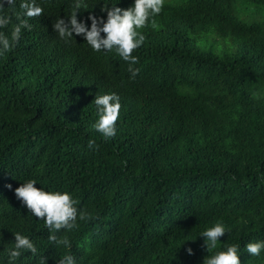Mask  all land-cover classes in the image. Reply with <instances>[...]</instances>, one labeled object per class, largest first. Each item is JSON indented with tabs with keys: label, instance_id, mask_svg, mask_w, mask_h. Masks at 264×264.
Here are the masks:
<instances>
[{
	"label": "trees",
	"instance_id": "1",
	"mask_svg": "<svg viewBox=\"0 0 264 264\" xmlns=\"http://www.w3.org/2000/svg\"><path fill=\"white\" fill-rule=\"evenodd\" d=\"M59 16L48 9L30 28L39 53L21 35L0 56V249L21 231L40 251L18 264L69 251L78 264H203L199 233L222 220L220 244L264 264L244 247L264 238V0L167 1L139 29L135 76L114 49L76 33L65 42ZM105 91L121 98L107 139L93 127ZM26 178L70 191L88 214L57 230L71 248L17 198Z\"/></svg>",
	"mask_w": 264,
	"mask_h": 264
},
{
	"label": "clouds",
	"instance_id": "2",
	"mask_svg": "<svg viewBox=\"0 0 264 264\" xmlns=\"http://www.w3.org/2000/svg\"><path fill=\"white\" fill-rule=\"evenodd\" d=\"M166 0H0V56L19 43L21 35L30 40L39 53L40 33L29 32L38 19L52 9L62 16L53 21V29L65 42H71L73 34H81L95 51L115 50L124 60L129 61V70L135 76L139 72L134 67L139 60L138 49L145 46L144 28L151 18L155 22ZM16 22L12 25V21ZM11 28L10 33L6 32ZM5 30V31H4ZM103 33V34H102ZM134 49L136 52L133 53ZM77 78V77H76ZM97 118L93 127L103 134V138L117 133L116 122L120 115L121 98L115 91H105L94 98ZM88 147L98 148L97 139L89 137ZM14 188L18 199L30 212L43 219L49 229L48 239L56 245L71 248L67 235L58 236L57 230L76 226L77 218L84 219L87 213L78 207V201L68 190L46 187L36 178H26ZM7 187L12 188L11 183ZM231 231L222 220L206 226L199 234L204 239L207 255L203 264H242L239 243L220 244V237ZM13 246L0 249V264H18V259L26 251L37 256L36 242L21 231L14 232ZM245 249L252 256H260L264 251V238L247 240ZM187 251L192 253L191 246ZM39 264H47L45 256H39ZM57 264H78L76 256L66 252L57 259Z\"/></svg>",
	"mask_w": 264,
	"mask_h": 264
},
{
	"label": "rangeland",
	"instance_id": "3",
	"mask_svg": "<svg viewBox=\"0 0 264 264\" xmlns=\"http://www.w3.org/2000/svg\"><path fill=\"white\" fill-rule=\"evenodd\" d=\"M166 1H169V0H166Z\"/></svg>",
	"mask_w": 264,
	"mask_h": 264
}]
</instances>
